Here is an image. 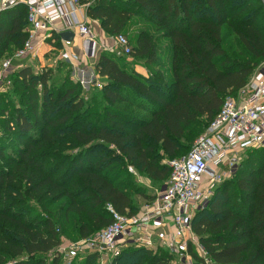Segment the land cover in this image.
<instances>
[{
  "label": "trees",
  "instance_id": "obj_1",
  "mask_svg": "<svg viewBox=\"0 0 264 264\" xmlns=\"http://www.w3.org/2000/svg\"><path fill=\"white\" fill-rule=\"evenodd\" d=\"M81 3L107 35L127 37L130 54L100 51L93 70L102 83L88 90L67 61L41 73L13 63L0 93V264H48L63 237L76 242L109 227L108 206L138 215L141 202L157 199L142 179L166 185L169 162L190 152L187 141L264 64L261 0ZM29 35L25 5L0 13V65ZM49 43L63 49L60 35ZM192 230L206 252L189 243L199 264H264V148L244 152L233 177L195 212ZM99 259L91 253L72 264ZM172 261L166 248L126 243L112 264Z\"/></svg>",
  "mask_w": 264,
  "mask_h": 264
},
{
  "label": "built area",
  "instance_id": "obj_2",
  "mask_svg": "<svg viewBox=\"0 0 264 264\" xmlns=\"http://www.w3.org/2000/svg\"><path fill=\"white\" fill-rule=\"evenodd\" d=\"M18 5H25L28 9L30 35L22 49L1 63L0 93L5 91V85H11L8 76L13 71L14 62L33 64L39 59L40 50L34 45L39 32L45 34L44 41L53 42L61 33H77L84 41L87 59H96L103 48L98 45L97 35L87 17V6L81 0H0V13ZM57 24L62 26L60 30ZM63 44L69 47L72 42L63 40ZM117 48L121 51L118 52ZM106 50L129 55V41L124 35L117 36L114 44ZM59 59L75 63L79 56L64 49ZM251 148H264V64L239 92L238 99L230 96L225 99L219 114L195 141L190 152L169 162L171 175L165 190L154 202L144 204L141 212L132 217L108 206L113 215L109 227L87 239L62 241L51 254L53 259L61 257L63 264H72L76 258L91 253L100 257L119 255L126 243L152 249L163 247L182 264H194L189 253V243H192L199 256L207 259L192 230L195 210L207 201L223 175L234 174L244 152ZM129 170L134 173L133 168ZM209 174L213 176V183L204 189L205 177ZM168 221L172 222L174 231L166 235L160 232L158 246L156 231Z\"/></svg>",
  "mask_w": 264,
  "mask_h": 264
},
{
  "label": "crops",
  "instance_id": "obj_3",
  "mask_svg": "<svg viewBox=\"0 0 264 264\" xmlns=\"http://www.w3.org/2000/svg\"><path fill=\"white\" fill-rule=\"evenodd\" d=\"M90 25L93 28L94 32L97 35V41H98V45L102 46V50L103 51H108L106 50V48L110 47L112 44L110 43L111 41H108V36L107 34L103 31L100 23L98 21H92L89 19ZM98 25V27L100 28V31L102 32L101 36L99 34H97V32L94 29V26ZM57 28L58 30H60L62 28L61 25L57 24ZM44 33L43 32H39L38 36H36V39L34 40V45L39 48L40 50V57L43 59V61H45V57L42 53H45L46 51H52L55 50L54 47H52L51 43H49V40L44 41ZM61 41L63 43V39L61 38ZM108 41V42H107ZM53 42V41H52ZM72 45L69 47H65L63 44V49L61 50H55L58 56L57 60H60V55L61 52L65 49L66 51L73 53V54H77L79 56V61L75 62V63H71L72 64V68H73V75L75 74L76 77H78L77 79L81 82L84 81L85 87L88 90L91 86V84H95L97 82V85H99V83H102L101 80L99 78L96 77L94 70H93V65L96 62V59H87L86 55H85V44L84 41L80 38V36L75 33V37L74 40L71 41ZM101 50V51H102ZM39 60V59H38ZM20 63V62H18ZM141 65H137L135 66V70L139 73L142 74H147L148 73V69L142 64V63H138ZM138 66H142V67H138ZM174 226H172V222L168 221L167 223L165 222V225L163 226V228H160L156 231V234H158L159 232L166 234H170L174 231L173 229ZM155 241L158 243V238H155Z\"/></svg>",
  "mask_w": 264,
  "mask_h": 264
},
{
  "label": "rangeland",
  "instance_id": "obj_4",
  "mask_svg": "<svg viewBox=\"0 0 264 264\" xmlns=\"http://www.w3.org/2000/svg\"><path fill=\"white\" fill-rule=\"evenodd\" d=\"M94 29H95V31L97 32V34H99V35L101 36L102 32L100 31V28L98 27V25H95V26H94ZM137 31H138L137 29L131 31L130 36L132 37ZM107 36H108V41H111L110 43H111V44H114V38H115V37H112V36H109V35H107ZM128 38H129V37H128ZM108 41H107V42H108ZM51 46L54 47L53 45H51ZM55 50H56V49H55ZM55 50H52V51H50V52H49V51H46L45 53H42V54L44 55V57H45V61H43V59L41 58V57H43V56H41V57L39 56V60H36V61L33 63V64H34V65H33V70H34L35 72H37V73H41V71H42L44 68H51V67H53V68H56V69H57V65H58L59 61H61V60H57V59H58V56H57V53H56L57 50H56V51H55ZM101 50H102V49H101ZM102 51H103V50H102ZM117 51L119 52V51H121V49H120V48H117ZM118 52H117V53H118ZM14 53H16V51H13V53L9 54V57H13ZM119 55H120V54H119ZM122 57L126 58L127 60L129 59L128 56H122ZM91 59H92V61H93L94 58H91ZM130 61L133 62L132 59H130ZM69 63H70V62H69ZM24 64H25V63H24ZM17 65H18V64L15 63V67H16ZM137 65H141V64H136V66H137ZM72 67H73V66H72ZM138 67H142V66H138ZM73 71H74V70H73ZM72 77H73V79H74L75 81H79V80L77 79L78 77H76L75 74H74ZM8 80H9V79H8ZM100 80H102V79H100ZM80 82H81V81H80ZM81 83H82V86H84V89L87 90L86 87H85L84 81L81 82ZM9 86H10V85H9ZM9 86H8V85H7V86L5 85V86H4V87H5V90H6ZM230 97H233L234 99H238V98H239V92L236 93V94H234V95H231ZM204 133H205V131H203L200 135H197L193 141L188 140L187 142H189V143H186V145L188 146V148L190 149L191 146L194 145V142L197 140V138L200 137V136H202ZM232 177H233V175H232V176L228 175L227 177H226L225 175H223V177H222V178H223L222 181L216 185V188H217L222 182H224L225 180L231 179ZM212 183H213V176H212V174H209V175H207V176L205 177V182H204V186H203V188H204V189H207V188L209 187V185L212 184ZM140 185L142 186V188L144 189L145 192H147V193H149V194H151V195H155L156 197H158V196L164 191V186H166V185H164V186H162L161 188H159V187L155 186L154 184H152L151 182L146 181L145 179H142V182L140 183ZM216 188L213 189L212 192L209 194L207 201H206L205 203L202 202V203L199 205V207L195 210V212H197L198 210L203 209V208L206 207L208 201L212 198V195L214 194ZM141 204L144 205L143 202H141ZM159 233H160V232H159ZM159 233L157 234V238H158V243H157V244H158V246H159L160 243H161V240H160V234H159ZM62 241H63V242H74L73 240H70V239H69L68 237H66V236L62 238ZM158 248H160V247H157L156 249H158ZM156 249H155V250H156ZM196 250H197V249H196ZM117 256H118V255L102 256V257H100V259H99V263H98V264H112L113 260H114ZM198 256H199V255H198ZM191 257H192V259H193V261H194V264H199L198 261H197L192 255H191ZM52 260H53L52 255H49V256H48V264H51V263H52ZM171 264H182V263L180 262V260H179L176 256H173V261H172Z\"/></svg>",
  "mask_w": 264,
  "mask_h": 264
},
{
  "label": "water",
  "instance_id": "obj_5",
  "mask_svg": "<svg viewBox=\"0 0 264 264\" xmlns=\"http://www.w3.org/2000/svg\"><path fill=\"white\" fill-rule=\"evenodd\" d=\"M263 5H264V0H261ZM61 38L64 41H73L74 37H75V33L74 32H65V33H61L60 34ZM166 186H164V190H165Z\"/></svg>",
  "mask_w": 264,
  "mask_h": 264
}]
</instances>
